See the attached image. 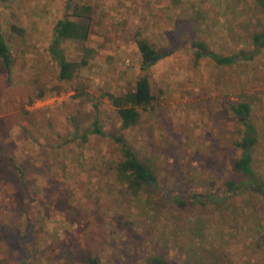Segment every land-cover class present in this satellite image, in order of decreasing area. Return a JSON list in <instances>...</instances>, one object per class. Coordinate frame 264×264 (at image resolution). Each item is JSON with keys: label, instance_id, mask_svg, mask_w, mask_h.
Masks as SVG:
<instances>
[{"label": "rangeland", "instance_id": "1", "mask_svg": "<svg viewBox=\"0 0 264 264\" xmlns=\"http://www.w3.org/2000/svg\"><path fill=\"white\" fill-rule=\"evenodd\" d=\"M73 3L92 8L91 34L62 48L69 61L88 64L61 82L50 48L67 0H0L13 61L10 78L0 61V264H81L85 252L102 264H264V202L254 190L227 196L224 186L241 155L237 103L252 106L253 165L264 181V47L256 52L253 42L264 13L255 0ZM136 38L163 55L147 73ZM194 42L224 57L256 55L217 66L197 61ZM144 75L156 102L122 131L110 95ZM96 116L157 171L161 186L143 193L146 203L115 182L122 157L110 137L79 138ZM195 194L214 198L189 208L174 202Z\"/></svg>", "mask_w": 264, "mask_h": 264}, {"label": "trees", "instance_id": "2", "mask_svg": "<svg viewBox=\"0 0 264 264\" xmlns=\"http://www.w3.org/2000/svg\"><path fill=\"white\" fill-rule=\"evenodd\" d=\"M74 0H67L65 17L58 21L54 29V39L50 48V53L59 67V80L61 82H71L79 74L83 65L88 64L84 59L82 63L69 61L64 53L62 46L65 43H86L91 34V13L92 8L74 4ZM255 5L264 13V0H255ZM14 30L17 27H13ZM139 54L141 57V70L147 73L156 63L160 62L163 55L157 51L155 46L146 38H136ZM253 42L257 49L264 47V31L253 36ZM192 48L198 60L210 58L217 66H230L239 60L254 59L256 53L240 52L235 56L224 57L211 51L204 42H194ZM87 50V49H86ZM86 52H89L88 50ZM11 48L4 36L0 35V61L7 70L9 78L12 75L13 61ZM41 93L40 97H43ZM111 103L116 109L121 120V130L128 131L137 127L144 111L154 106L156 97L152 90L150 78L147 75L141 76L132 90L126 91L122 95H110ZM231 109L239 122L244 126L243 138L235 143L236 148L241 152L239 159L233 164V172L236 178L225 182V193L233 196L246 190H254L264 202V181L261 180L254 170V150L257 144V131L250 119L252 106L249 103H238L231 105ZM89 134L110 137L117 150L120 152L121 159L113 166L115 182L123 188L124 195L139 203H146L142 198L147 189H156L161 186V181L157 171L151 164L142 160L131 143L124 136L107 135L102 129L99 117L96 116L92 129L85 134L79 135L84 142L88 141ZM78 138V136H76ZM18 170H20L17 167ZM214 197H208L209 200ZM207 197L203 198L200 194L193 196H176L175 204L180 208L194 207L195 205L207 202ZM29 254V251H28ZM81 264H102V258L90 252L81 253ZM29 258L24 259L20 264H27ZM157 264H166L162 259H156Z\"/></svg>", "mask_w": 264, "mask_h": 264}, {"label": "crops", "instance_id": "3", "mask_svg": "<svg viewBox=\"0 0 264 264\" xmlns=\"http://www.w3.org/2000/svg\"><path fill=\"white\" fill-rule=\"evenodd\" d=\"M238 104V103H237ZM233 105V104H232ZM232 110V109H231ZM233 112V111H232ZM234 114V113H233ZM235 116V115H234ZM237 118V117H236Z\"/></svg>", "mask_w": 264, "mask_h": 264}]
</instances>
